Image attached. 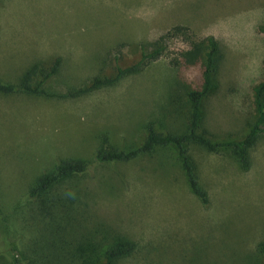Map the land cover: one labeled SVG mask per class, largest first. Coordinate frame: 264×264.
<instances>
[{"label": "rangeland", "instance_id": "rangeland-1", "mask_svg": "<svg viewBox=\"0 0 264 264\" xmlns=\"http://www.w3.org/2000/svg\"><path fill=\"white\" fill-rule=\"evenodd\" d=\"M177 25L187 32L166 38L157 60L112 86L62 98L0 93V264L22 259L41 232L28 189L69 158L90 162L60 185L62 194L77 185L88 228L106 225L137 242L120 264H263L264 135L248 170L227 149L190 146L207 206L189 190L172 148L111 164L95 154L139 146L148 123L161 132L188 129L187 93L201 72L182 53L207 36L219 42V69L199 131L242 139L256 119L254 86L264 79V0H0V78L19 83L35 66L36 85L60 57L43 87L64 95L137 61L142 44Z\"/></svg>", "mask_w": 264, "mask_h": 264}, {"label": "trees", "instance_id": "trees-1", "mask_svg": "<svg viewBox=\"0 0 264 264\" xmlns=\"http://www.w3.org/2000/svg\"><path fill=\"white\" fill-rule=\"evenodd\" d=\"M187 30L188 27L183 25L174 26L148 44V47L142 44L140 58L137 61L125 67L116 64L115 73L112 76L97 75L89 84L69 90L64 95L53 94L43 87V84L58 71L61 64L60 57L41 72L42 78L36 85L31 83L32 77L38 71L35 66L24 72L19 83H5L0 78V93L29 92L46 97L62 98L80 96L112 86L125 77L143 71L164 53L166 38L185 34ZM260 31L264 33V27H260ZM219 51V42L213 36H207L199 41L191 40L190 48L182 53L183 59L188 64L200 65L201 72L197 86L187 93L191 111L188 129L185 132H161L148 123L146 136L139 146L130 149H100L95 154L96 160L108 164L128 162L151 154L158 148H172L176 152L177 164L189 190L203 206L209 204V195L200 183L190 146H199L209 152L227 149L240 168L248 170L251 165L250 150L256 144L257 138L264 135V79L254 86L256 119L242 139L215 141L205 132L199 131L202 100L216 86ZM89 165L90 162L82 158L62 159L51 171L42 173L28 189V198L31 203L33 202L34 217L39 214L42 218L41 232L32 240L33 244L27 247V252H21L23 260L16 255L10 264H120L123 259L134 253L138 247L137 242L116 229L104 224L103 228L100 226L88 228L84 213L87 203H83V208L81 207L80 192L78 189L75 191L77 185L71 184L69 193H61L60 188L63 182L80 178L88 171ZM262 246L261 244L260 248L263 252ZM261 263L264 264V262ZM249 264L257 263L249 260Z\"/></svg>", "mask_w": 264, "mask_h": 264}]
</instances>
